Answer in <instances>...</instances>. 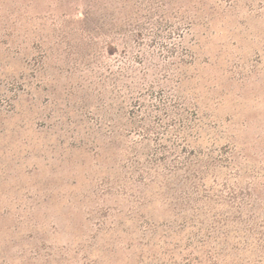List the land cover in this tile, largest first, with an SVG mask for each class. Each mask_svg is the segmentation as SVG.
Returning a JSON list of instances; mask_svg holds the SVG:
<instances>
[{
	"label": "rangeland",
	"instance_id": "374dc122",
	"mask_svg": "<svg viewBox=\"0 0 264 264\" xmlns=\"http://www.w3.org/2000/svg\"><path fill=\"white\" fill-rule=\"evenodd\" d=\"M0 264H264V0H0Z\"/></svg>",
	"mask_w": 264,
	"mask_h": 264
}]
</instances>
